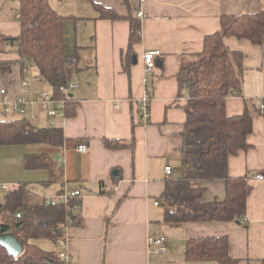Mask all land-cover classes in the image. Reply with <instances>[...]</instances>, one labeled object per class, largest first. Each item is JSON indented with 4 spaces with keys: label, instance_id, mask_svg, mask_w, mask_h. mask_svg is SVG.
<instances>
[{
    "label": "crops",
    "instance_id": "crops-1",
    "mask_svg": "<svg viewBox=\"0 0 264 264\" xmlns=\"http://www.w3.org/2000/svg\"><path fill=\"white\" fill-rule=\"evenodd\" d=\"M49 3L66 19L70 58L66 72L78 88L69 94L70 110L66 101L59 117H49L38 104L33 105L37 119L32 123L61 129V145H0V206L19 185L27 186L29 204H56L64 236L57 238L59 243L51 241L57 256L60 252L71 256L67 264H217L188 262L186 244L192 238L223 236L228 237L230 256L237 264H262L264 179L256 176H264V39L259 46L245 39H225L231 51L244 55L242 97H229L226 112L240 116L247 109L254 118L247 137L249 149L228 162L231 177H249L252 191L245 216L232 222L171 227L164 223L160 198L167 180L182 174L187 97L180 90L178 74L203 51L205 39L221 30L223 17L264 12V0ZM20 5V0H0V121L29 119L30 113H5V105L22 95L28 103H37L45 91L62 98L40 77L32 61L23 60L16 47L9 48L10 41H2L20 36ZM95 5L113 10L121 19L102 17ZM139 11L144 14L141 18ZM132 21L140 25L141 39L130 46ZM150 50H160L162 56L146 72L143 55ZM146 93L151 98L150 118L144 121L138 100ZM107 142L120 147L112 148ZM82 143L89 144L85 153L77 149ZM35 156L45 157L51 168L28 169L27 159ZM167 167L172 169L170 176ZM201 186L204 202L226 197L224 181ZM72 191L81 193L80 203L73 208L78 215L76 224L68 223L69 209L61 200V195ZM10 215L0 208V225ZM150 235L167 237L166 253L150 252Z\"/></svg>",
    "mask_w": 264,
    "mask_h": 264
},
{
    "label": "trees",
    "instance_id": "trees-1",
    "mask_svg": "<svg viewBox=\"0 0 264 264\" xmlns=\"http://www.w3.org/2000/svg\"><path fill=\"white\" fill-rule=\"evenodd\" d=\"M22 30L17 38L3 42H17V52L23 60L32 61L40 77L53 92L69 83L66 67L70 58L66 53L65 18L50 5L49 0H20ZM101 16L121 19L113 10L95 5ZM131 19V18H130ZM235 37L259 46L264 39V12L226 16L221 30L205 39L204 49L195 61L183 65L178 74L181 92L187 97L186 123L183 138L182 174L167 180L160 198L164 209V223L180 227L187 223L232 222L246 213L247 199L252 191L249 177H231L229 158L249 149L247 137L253 130V116L246 109L240 116L226 112V100L242 97L240 75L244 71V55L231 51L225 39ZM140 25L133 24L131 44L140 41ZM62 98L64 97L61 95ZM72 98H67V111ZM63 132L56 127H39L31 120L0 121V145H28L63 143ZM112 148L119 143L107 142ZM28 169L51 168L45 157L27 159ZM53 173V172H52ZM264 174V173H263ZM224 181L226 197L223 201L204 202V182ZM26 185H19L6 196L1 210L10 213L7 223L0 225L1 233H11L23 246L18 257L8 254L0 246V264H62L53 250L39 247L36 240H55L64 236V226L58 223L56 204L31 205ZM74 199L68 205V223L76 224ZM21 218H16V213ZM185 257L188 262H216L237 264L230 256L229 239L223 237L192 238L187 241ZM264 264V260L262 262Z\"/></svg>",
    "mask_w": 264,
    "mask_h": 264
},
{
    "label": "built area",
    "instance_id": "built-area-1",
    "mask_svg": "<svg viewBox=\"0 0 264 264\" xmlns=\"http://www.w3.org/2000/svg\"><path fill=\"white\" fill-rule=\"evenodd\" d=\"M145 1V0H142ZM143 12L139 11L138 17L141 18L143 16ZM9 48L17 47V42H9L7 45ZM162 56V53L160 50H150L144 53L143 55V63L145 66L146 72H151L155 67L157 63V59ZM24 71L27 72L28 68H24ZM78 88V85L73 82H69L67 85L61 86L59 89V92L61 95H63V98H57L55 95L51 92L45 91L43 92L39 99L37 100V103H28L25 100L24 95L19 97L15 102L8 103L5 105V113L10 114L13 112H19L22 115H26L27 113H30L29 120L34 121L37 119V115L35 114V110L33 109L34 106L38 104L41 110L48 114L49 117L55 118L62 115V111L65 109V104L67 101V98L71 91ZM6 92L3 90L2 94H5ZM150 103L151 98L146 93L142 98L138 100V106H139V112L141 114V118L146 121L150 118ZM262 109H264V105L262 106ZM52 124V123H51ZM78 151L81 153H85L89 150V144L88 143H82L77 147ZM166 175L170 176L172 174V169L170 167H167ZM256 179L262 180L264 179L263 175H257ZM7 189V187H4ZM81 193L79 191H72L70 193H65L61 195V200L65 206H68L70 202L74 199L80 198ZM158 205V203H156ZM16 218H21V214L17 213ZM60 239L56 240V243H59ZM168 239L165 235H150L147 239V245L150 250V252H160V253H166L168 250L167 247ZM59 260L63 264H67L71 260V256L68 253L60 252L58 254Z\"/></svg>",
    "mask_w": 264,
    "mask_h": 264
},
{
    "label": "water",
    "instance_id": "water-1",
    "mask_svg": "<svg viewBox=\"0 0 264 264\" xmlns=\"http://www.w3.org/2000/svg\"><path fill=\"white\" fill-rule=\"evenodd\" d=\"M133 63H137L136 57L133 58ZM0 246L5 248L8 254L13 257H18L23 253L22 244L11 233H0Z\"/></svg>",
    "mask_w": 264,
    "mask_h": 264
},
{
    "label": "rangeland",
    "instance_id": "rangeland-1",
    "mask_svg": "<svg viewBox=\"0 0 264 264\" xmlns=\"http://www.w3.org/2000/svg\"><path fill=\"white\" fill-rule=\"evenodd\" d=\"M31 67H33V69L35 68L34 66H31ZM46 90H48V89H46ZM35 243L37 245H39V247H42V248L47 249V250L55 251L54 244H53V242L51 240H47V239H45V240H36Z\"/></svg>",
    "mask_w": 264,
    "mask_h": 264
}]
</instances>
